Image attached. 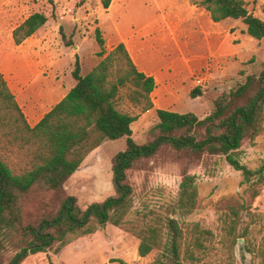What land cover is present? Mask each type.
<instances>
[{"label":"rangeland","instance_id":"374dc122","mask_svg":"<svg viewBox=\"0 0 264 264\" xmlns=\"http://www.w3.org/2000/svg\"><path fill=\"white\" fill-rule=\"evenodd\" d=\"M245 1L251 13L264 19V0ZM34 12L45 13L47 22L15 45L13 30ZM97 27L105 38L103 56L98 55ZM122 37L128 39L139 67L157 72L163 81V104L141 113L132 124L140 144L153 137L150 130L158 122V108L193 112L204 119L218 96L235 89L246 74H258L264 62V39L251 37L240 19L214 22L199 0H112L109 8L101 0H0V46L6 47L0 50V69L27 119L34 111L42 118L63 98L56 91L75 83L76 55L82 75H87ZM70 40L73 45H66ZM197 89L202 94L192 97ZM51 92L54 97L48 99ZM129 93L122 91L118 106L139 113ZM4 115L0 113V154L15 172H24L38 160L39 143L20 138ZM193 134L202 139L205 127ZM125 144L124 138L107 140L91 151L64 190L49 196L48 208L56 211L66 195L76 196L82 209L114 195L112 161ZM235 153L257 171L264 163V128L256 138L244 139ZM184 172L194 177L198 198L194 212L180 219L183 264H264V179L259 174L246 177L222 154L179 150L168 143L127 171L134 206L124 224H108L61 249L55 244L32 253L22 264H151L160 249L140 257L141 236L154 226L162 240H168L166 221L178 201ZM42 211L36 204L25 207L32 218ZM18 246L19 236L5 241V263Z\"/></svg>","mask_w":264,"mask_h":264},{"label":"trees","instance_id":"16d2710c","mask_svg":"<svg viewBox=\"0 0 264 264\" xmlns=\"http://www.w3.org/2000/svg\"><path fill=\"white\" fill-rule=\"evenodd\" d=\"M111 2L101 0L104 8H109ZM199 4L214 22L240 19L251 37L264 39V19L250 12L245 0H199ZM47 20L43 12L32 13L13 30L15 44L32 36ZM96 39L101 47L98 55L103 56L105 38L99 27ZM66 45H73V42L67 41ZM81 69L76 55L72 70L75 86L35 126L28 122L0 69V113L4 112L3 118L20 138L39 143L38 160L24 172H15L0 154V264H22L32 253L47 251L55 244L61 249L108 224H124L134 206L133 187L127 171L135 161L153 156L166 143L179 150L191 148L222 154L246 177L259 174V179H264V163L257 171H252L235 153L244 139L256 138L264 128V62L258 74H246L245 80L235 89L218 96L214 110L204 119L193 112L158 108V122L150 130L153 137L142 144L134 139L132 124L141 113L154 107L151 98L156 87L154 77L137 67L124 42L115 46L87 75H82ZM124 89L130 90V99L140 108L139 113L119 108ZM201 94L199 89L191 91L192 97ZM201 126L205 127V136L197 139L193 132ZM123 138L125 148L117 152L112 161L114 195L93 202L85 209L80 207L76 196L66 195L56 211L48 208L49 196L64 190L65 182L91 151L104 141ZM197 198L194 177L184 172L178 201L166 221L168 240H162L160 229L149 226L148 232L141 236L140 257L160 249L151 264H183L184 230L180 219L194 212ZM28 204L38 205L42 213L29 217L25 214ZM15 236H19V249L5 263L2 259L5 241ZM190 255L199 259L193 252Z\"/></svg>","mask_w":264,"mask_h":264},{"label":"crops","instance_id":"0c3cea01","mask_svg":"<svg viewBox=\"0 0 264 264\" xmlns=\"http://www.w3.org/2000/svg\"><path fill=\"white\" fill-rule=\"evenodd\" d=\"M13 33V32H12ZM12 38H13V36H12ZM13 41H14V39H13ZM120 42H124L125 43V45H126V47H127V49H128V51H129V53H130V55H131V57H132V59H133V61L135 62V64L137 65V67L141 70V71H143L146 75H148V76H153L154 77V79H155V82H156V87L154 88V90L152 91V93H151V98H152V101H153V104L154 105H158V106H160L161 104H163V97H164V95H165V93L164 92H161V91H159V86L163 83V81H162V78H161V76L160 75H158V73L157 72H155V71H152V70H145V69H141L140 67H139V65L137 64V62H136V60H135V58H134V56H133V54H132V52H131V50H130V48L128 47V39L127 38H121V40L115 45V46H117ZM15 43V42H14ZM16 45V44H15ZM20 45V44H19ZM115 46H113L112 47V49L115 47ZM0 50L1 51H6V47H2V46H0ZM139 52H142V49L139 47L138 49H137ZM4 74V73H3ZM4 77H5V75H4ZM75 84H76V80H75V83L74 84H72L71 86H68L67 88H65L63 85H62V87H61V89H58L57 91H56V93H58V94H62L63 95V97H65L66 96V94L70 91V89L72 88V87H74L75 86ZM11 89V88H10ZM54 94H55V92H51V93H49L48 94V99H52L53 97H54ZM17 99V98H16ZM18 101V100H17ZM60 101V100H59ZM58 101V102H59ZM57 102V103H58ZM19 103V102H18ZM56 103V104H57ZM21 106V105H20ZM21 108H22V106H21ZM52 108V107H51ZM163 109V108H162ZM22 110H23V108H22ZM173 111V110H172ZM24 112V111H23ZM47 113V112H46ZM37 112L36 111H34V112H32V114H31V116H30V119L28 118L27 120H28V122L31 124V126H35L42 118H39V119H37ZM45 115V114H44ZM43 115V116H44Z\"/></svg>","mask_w":264,"mask_h":264},{"label":"built area","instance_id":"2783aa9c","mask_svg":"<svg viewBox=\"0 0 264 264\" xmlns=\"http://www.w3.org/2000/svg\"><path fill=\"white\" fill-rule=\"evenodd\" d=\"M201 82H202V79H199V80H198V84H200Z\"/></svg>","mask_w":264,"mask_h":264}]
</instances>
